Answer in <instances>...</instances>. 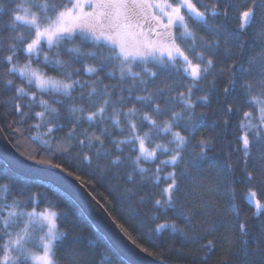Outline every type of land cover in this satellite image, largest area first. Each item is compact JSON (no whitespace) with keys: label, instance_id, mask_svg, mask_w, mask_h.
<instances>
[{"label":"snow or ice","instance_id":"snow-or-ice-1","mask_svg":"<svg viewBox=\"0 0 264 264\" xmlns=\"http://www.w3.org/2000/svg\"><path fill=\"white\" fill-rule=\"evenodd\" d=\"M11 4V21L0 18V97H5L0 109L11 103L6 113H0V119L8 121L4 127L19 140L39 142L33 154L21 153L28 160L56 167L82 184L104 185L123 218L112 219L133 243L168 229L174 243L195 245L207 241L205 231H215L216 224L202 219L211 203L195 189H204L199 178L206 167H219L213 162L216 138L205 133L199 139L197 134L210 127L226 129L232 115L244 130L239 180L264 184V0H247L235 17L234 0H11ZM3 11L0 3V15ZM17 25L27 31L13 36L10 30ZM149 63L155 66L149 68ZM210 76L215 109L210 95H198ZM221 77L224 84L217 89ZM209 112H223L224 117L210 123ZM33 119L40 121L35 127L45 126L49 139L28 136ZM85 123L90 126L83 127ZM62 130L74 142L58 143L56 133ZM19 140L17 151L25 147ZM106 141L121 153L128 146L140 173L149 170L140 166L141 161L151 164L156 184L163 181L159 198L145 195V186L128 190L125 196L103 173L90 170L85 179L53 162L56 155L80 154L87 148L83 164L91 169L94 155H100L94 145ZM192 142L195 147L189 148ZM220 170L228 179L233 177L230 163ZM5 176H11L10 165L0 161V179ZM131 178V173L121 177ZM50 187L35 190L25 184L12 191L10 182H0V264H93L82 246L79 224L60 210L59 202L54 205L49 199ZM58 194L73 199L67 189ZM133 197L156 211L145 214L133 205ZM255 209L264 212V205L257 202ZM126 223L139 235L132 237ZM237 227L244 233L246 264H264V229L249 242L247 222ZM65 243L69 247L60 253ZM89 244L98 246V241ZM204 247L208 251L203 258L199 252L190 254L192 264L197 260L207 264L214 249L211 241Z\"/></svg>","mask_w":264,"mask_h":264},{"label":"trees","instance_id":"trees-1","mask_svg":"<svg viewBox=\"0 0 264 264\" xmlns=\"http://www.w3.org/2000/svg\"><path fill=\"white\" fill-rule=\"evenodd\" d=\"M234 2L238 5V7L232 12V15L235 17L237 11L242 12L244 10L243 5L247 3V0H234ZM0 3L4 4V11L2 15H0V18L10 22V9L12 8L11 0H0ZM235 23L236 21L234 19L233 25H235ZM21 31H27V28L25 26L17 25L15 29L10 30V34L15 36ZM84 38L86 39L87 37ZM0 58H2V55H0ZM0 63H2V59H0ZM154 66V63H149L147 65L149 68ZM134 70H139V68L134 67ZM218 73V67L213 69L214 76ZM212 80L213 77L210 76L208 81L202 85V89L198 95H210L212 99L211 108L215 109L216 96L212 93ZM223 84L224 79L222 77L216 80L217 89ZM4 99L5 97H0V102ZM97 102H99V97H97ZM10 107L11 103L9 102L3 109H0V113H6ZM199 110L201 109L198 108V111ZM223 117V112H218L216 114L209 112L208 120L211 123L213 121H219ZM7 122L8 121L0 119V125H2L6 135L15 146L19 138L10 135V129L4 127ZM121 122H124L123 118ZM30 123L33 124V127L29 130V137L39 136L40 139H49V137L45 135L46 128L42 123L40 127H35V124L40 123L38 119H33ZM89 126L90 125L87 123L83 125V127ZM108 127L110 129L114 127V125L111 124V120L108 121ZM243 131L244 130L237 127V117L232 115L231 123L226 129L223 126L210 127L207 129H201L200 133L197 134L199 139L204 138L205 133L208 134L209 139H212L214 134L216 138L214 140L216 148L213 162L219 165V167H206L205 175L199 178L201 182H204L205 187L204 189H195L196 194L203 197L206 202L210 201L211 203V206L207 207V214L204 215L202 219L208 221L209 224H216L215 231L210 234H208L207 231L204 233V235L207 236V241L212 242L214 249L207 257V264H246V259L242 252L244 246V233L242 230L238 229L237 225L247 222V239L249 242L256 238L261 230L264 229V212L257 213L255 209V204L257 202L264 205V184H261L259 180H239V177L242 175L240 160L244 155V146L242 142ZM56 135L58 143L70 144L74 142L73 137L64 136L63 130L57 132ZM19 143L25 145L24 148L20 149L21 153L27 152L28 154H33L32 150L38 146L39 142L31 139H24L19 140ZM94 147L99 148L100 155H94L91 169L83 164V154L89 151L87 148H81L80 154L71 152L63 156L56 155L53 162L63 163L64 167L68 169L69 172H78L85 179H89L87 177V172L90 170H94L97 174L103 173L107 180L117 186V190L125 196L127 195L128 190L134 191L141 186H145V195L150 193L159 198L163 181L160 182V185L156 184L150 163L145 164L141 161L140 166L147 167L149 170L146 173H140L134 163L135 154L129 152L128 146H125L123 153L117 151L115 146L107 141L102 146L94 145ZM188 147L194 148L195 142L190 143ZM255 151L258 153L259 149L257 148ZM104 153H108V155H105ZM118 156L121 157L119 163L115 162ZM0 161L3 160L0 159ZM225 163H230L234 168L233 177L231 179L227 178L226 171L222 172L220 170ZM129 173H131L132 177L130 181L121 179V177H124ZM0 182H10V188L12 191H18L19 186L25 184L29 189L35 190L41 189L44 185H50L41 181L27 179L16 174L12 170L11 176L3 177L0 179ZM217 184H219L218 188L211 187ZM85 185L96 196V198L104 204L112 216H117V218L123 219L119 216V205L112 199L111 193L104 185L99 183ZM46 191L53 204L55 205L56 202H59L60 210L66 211L70 218L79 224L77 230H82L83 232L82 246L84 250L87 251L88 256L92 259L93 264H109V261L111 264H130L116 253L107 238L102 235L94 225H92L93 223L88 216L83 213L82 209L74 200L67 196H60L58 194L60 189L54 185L53 187L46 189ZM109 201H111V203H109ZM132 203L136 208L142 210L147 215H151L156 211L155 206L153 205H149L148 208H145L144 205L139 203L138 197H133ZM199 219L201 218H198V222ZM135 222L136 220L133 219V223ZM126 226L129 227L132 237L139 235V233H137L132 227L131 223H126ZM149 226L151 227V225ZM90 240L98 241V246L89 244ZM207 241L201 239L195 245H181L179 243H174L171 231L166 229L161 234L146 236L144 239L136 240V243H138L143 249L147 248L148 253L162 260L174 264H192V260L189 258L190 254L199 252V256L203 258L204 253L208 251L207 247H204ZM68 247V243L63 244L60 248V253H66ZM57 258H59V253ZM197 264H199V260H197Z\"/></svg>","mask_w":264,"mask_h":264},{"label":"water","instance_id":"water-1","mask_svg":"<svg viewBox=\"0 0 264 264\" xmlns=\"http://www.w3.org/2000/svg\"><path fill=\"white\" fill-rule=\"evenodd\" d=\"M1 124V123H0ZM0 159L10 165V169L27 179L54 185L60 190L67 189L83 213L88 216L97 230L104 235L113 249L130 264H174L157 258L144 251L138 243L126 235L112 219L104 204L89 188L74 177H69L56 167L28 160L17 151L0 125Z\"/></svg>","mask_w":264,"mask_h":264},{"label":"clouds","instance_id":"clouds-1","mask_svg":"<svg viewBox=\"0 0 264 264\" xmlns=\"http://www.w3.org/2000/svg\"><path fill=\"white\" fill-rule=\"evenodd\" d=\"M57 79H59V77H57ZM23 227H24V225H23V224H20V225L18 226V230H22Z\"/></svg>","mask_w":264,"mask_h":264}]
</instances>
